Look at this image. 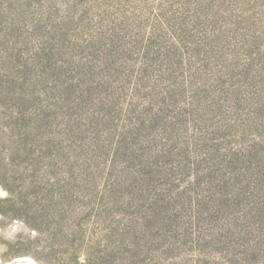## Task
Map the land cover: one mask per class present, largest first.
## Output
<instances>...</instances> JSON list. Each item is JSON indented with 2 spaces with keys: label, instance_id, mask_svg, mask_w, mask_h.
<instances>
[{
  "label": "trees",
  "instance_id": "trees-1",
  "mask_svg": "<svg viewBox=\"0 0 264 264\" xmlns=\"http://www.w3.org/2000/svg\"><path fill=\"white\" fill-rule=\"evenodd\" d=\"M36 1L0 0V144L37 167L58 264H264V32L209 10L56 26Z\"/></svg>",
  "mask_w": 264,
  "mask_h": 264
},
{
  "label": "rangeland",
  "instance_id": "rangeland-1",
  "mask_svg": "<svg viewBox=\"0 0 264 264\" xmlns=\"http://www.w3.org/2000/svg\"><path fill=\"white\" fill-rule=\"evenodd\" d=\"M36 2L35 12L38 17H51V23L56 26L63 21L70 22L80 14L81 17L87 16L84 25L88 24V28L89 23L95 21V25L97 23L103 30L107 29L111 32L118 23H124L121 19L122 10H135L139 17L145 16L146 23L150 17L154 23L158 13L162 14L171 22L172 29L180 31L183 30V25L191 20L195 11H199L200 16L204 18L209 10L212 12L209 19H228V17L231 19L233 16L238 21H242L245 17H249L250 22L256 23L254 32L250 33L244 29L241 35H259L264 32V0H37ZM243 15L246 16L237 18ZM113 19L115 22L111 24ZM203 29L206 27L204 26ZM148 30L151 31V24L148 25ZM3 31L2 23L0 27L2 38H4ZM75 40L76 38L71 36L69 43ZM237 40H240L238 36ZM3 103L4 101L0 100V127L6 129V126L12 127L14 121L6 119H9L11 113L3 108ZM26 125L28 123L22 121V130L16 136L13 135L12 130L11 134L6 132L7 135L4 137L6 142L9 139L12 141L15 137L19 138L17 140L19 144L26 142L28 138L32 140L31 134L26 131L25 135L22 134ZM12 150L10 144H0V264H58L54 255L63 259L66 254L61 252L68 249L59 245L62 242L59 236L61 226L56 220L43 219L42 191L38 186L29 185L28 176L32 172L34 174L37 167L24 155L15 158ZM76 225L87 230V236L92 234L99 238L103 233V226L98 227L95 224L92 227L88 226V222L83 218ZM73 226L75 227L74 224ZM60 255L62 256L59 257ZM198 255L194 254L193 258H199Z\"/></svg>",
  "mask_w": 264,
  "mask_h": 264
}]
</instances>
